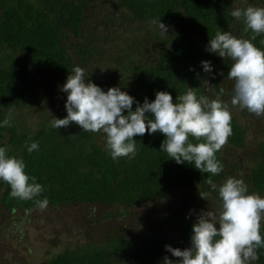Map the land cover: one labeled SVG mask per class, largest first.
<instances>
[{
	"label": "trees",
	"instance_id": "obj_1",
	"mask_svg": "<svg viewBox=\"0 0 264 264\" xmlns=\"http://www.w3.org/2000/svg\"><path fill=\"white\" fill-rule=\"evenodd\" d=\"M248 4L264 6V0H0V121H9L0 124V145L22 158L24 171L42 186L38 197L20 199L0 180V214L8 217L2 232L24 223L22 213L41 209L49 217L52 210L62 213L71 230L73 219L87 228L82 237L69 235L74 239L41 263L22 264H162L164 255L178 260L163 246L189 245L198 214L182 204L209 201L218 207L209 178L218 185L239 177L249 192L264 196V114L231 103L232 61L205 50L217 30L251 38L264 49V33L242 31V18L230 15ZM158 16L168 33L151 23ZM202 59L212 64L211 73L201 70ZM73 65L102 89L120 85L137 101L151 100L157 90L174 100L187 86L212 99L223 88L231 134L215 152L222 170L205 173L176 163L160 150L158 130L134 134L135 155L113 160L102 132L81 130L75 122L51 128L52 115H66L58 86ZM31 140L38 148L28 152ZM199 192L210 195L204 199ZM42 197L48 202L39 208L34 201ZM83 207L87 216L76 211ZM259 231L264 239V214ZM255 252L249 264H264V247Z\"/></svg>",
	"mask_w": 264,
	"mask_h": 264
},
{
	"label": "clouds",
	"instance_id": "obj_2",
	"mask_svg": "<svg viewBox=\"0 0 264 264\" xmlns=\"http://www.w3.org/2000/svg\"><path fill=\"white\" fill-rule=\"evenodd\" d=\"M230 15L237 20L242 18V31L251 30L253 35L264 33V6L234 7ZM151 23L160 33H168L169 26L159 16ZM205 50L232 61L227 71V77L233 81L231 103L256 116L264 114V49L256 47L251 38L217 30L209 37ZM199 63L202 71L211 73L209 60L202 59ZM58 87L66 96V115L59 118L52 115L49 126L58 129L75 122L81 130L102 132L104 147L113 160L135 155L134 134L142 136L146 130L149 134L158 130L163 133L160 150L176 163L188 162L205 173L216 174L222 170L215 152L231 134L230 112L220 99L223 88L212 99L197 96L194 87L187 86V91L176 95L174 100L168 91L157 90L151 100L145 96L137 101L120 85L102 89L88 79L85 69L79 65L72 66ZM7 123V118L0 121V124ZM37 148L35 140L26 144L28 152ZM24 168L22 158L8 155L6 147L0 145V180L9 185V194L20 199L38 197L42 186ZM208 182L219 198L216 212L199 211L191 224L188 246L164 244L167 252L179 259L164 255L162 264H249L256 259V247H264L259 231L264 196L249 192L239 177H226L218 185L210 178ZM199 195L205 199L210 193L199 192ZM34 202L43 208L48 201L42 197Z\"/></svg>",
	"mask_w": 264,
	"mask_h": 264
},
{
	"label": "rangeland",
	"instance_id": "obj_3",
	"mask_svg": "<svg viewBox=\"0 0 264 264\" xmlns=\"http://www.w3.org/2000/svg\"><path fill=\"white\" fill-rule=\"evenodd\" d=\"M180 198L179 201L183 200L184 197L180 195ZM182 205L186 208L194 207L197 214L202 209L212 211L213 213L217 209L215 203L209 201L202 204L190 205L186 203V205ZM76 211L79 215L87 216L88 214L86 207L77 208ZM22 214L24 223L22 221L20 224L19 221H16L14 224L9 225L10 228L4 232H2L1 225H4L8 217L0 214L1 263L3 260L6 264H22L23 261L41 263L48 257V253L59 251L66 241H71L76 236L82 237V234L87 233V228L83 227L84 223L77 219H73L76 222L74 224H77V226H73V230L67 227V217H64L62 213L60 215L58 211H50L51 217L43 209ZM22 226H25V231L21 230ZM69 235L74 238H71Z\"/></svg>",
	"mask_w": 264,
	"mask_h": 264
}]
</instances>
